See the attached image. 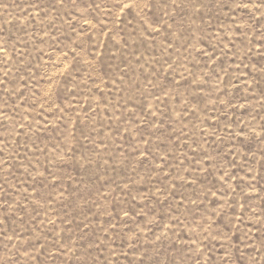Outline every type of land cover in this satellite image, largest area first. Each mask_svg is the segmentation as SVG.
<instances>
[{
    "label": "rangeland",
    "instance_id": "obj_1",
    "mask_svg": "<svg viewBox=\"0 0 264 264\" xmlns=\"http://www.w3.org/2000/svg\"><path fill=\"white\" fill-rule=\"evenodd\" d=\"M0 264H264V0H0Z\"/></svg>",
    "mask_w": 264,
    "mask_h": 264
}]
</instances>
